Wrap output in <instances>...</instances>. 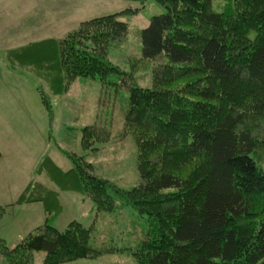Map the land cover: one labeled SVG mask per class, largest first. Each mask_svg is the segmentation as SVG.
Segmentation results:
<instances>
[{"label":"trees","instance_id":"1","mask_svg":"<svg viewBox=\"0 0 264 264\" xmlns=\"http://www.w3.org/2000/svg\"><path fill=\"white\" fill-rule=\"evenodd\" d=\"M152 1L165 13L140 31L139 59L150 66L146 86L134 81L138 68L108 60L128 39V25L116 14L13 55L24 62L9 67L37 70L30 74L59 97L76 79L99 81L102 96L105 88L130 83L121 95L123 127L136 136L139 154L138 185L128 190L97 178L89 166L74 161V170L61 172L45 160L39 173L46 165L56 190L35 178L17 200L41 203L45 220L12 249V264H34L37 253L45 256L40 264L110 253L91 248L97 241L107 245L92 226L73 221L58 231L48 223L59 212L58 193L84 195L95 216L114 215L118 205L117 213L128 207L144 219L138 245L118 250L129 251L136 264H264V0H228L219 12L214 0ZM36 91L50 121L44 89ZM98 127L82 128V139H109Z\"/></svg>","mask_w":264,"mask_h":264},{"label":"rangeland","instance_id":"2","mask_svg":"<svg viewBox=\"0 0 264 264\" xmlns=\"http://www.w3.org/2000/svg\"><path fill=\"white\" fill-rule=\"evenodd\" d=\"M227 1L214 0L213 9L223 10ZM0 4V207L5 209L0 217V264H12V249L45 220L41 203L17 205V200L35 178L48 189L56 190L50 183L46 165L39 173L45 160H50L61 172L74 170V161L81 169L89 166L97 178L116 189L128 190L138 185L135 168L139 154L136 136L123 127L126 104L121 95L130 83L122 81L117 88H105L102 96L103 86L99 81L76 79L69 91L59 97L50 94L47 86L32 76L37 70L27 66L9 67V63L24 62L13 55L36 43L61 40L82 22L116 14L128 25V39L114 46L108 60L125 70L130 69L128 64L138 68L134 81L146 86L150 66L146 67L139 59L140 31L151 17L164 14L165 9L152 0L144 4L133 0H14L9 6L3 1ZM8 52L12 59L6 58ZM125 59L132 62L126 63ZM36 87L43 88L48 97L46 101L53 113L50 121ZM92 124L98 125L103 133L109 132L110 138L99 134V140L82 139L81 129ZM260 162L264 167V159ZM57 196L59 212L48 223L58 231H64L73 221L92 226L97 235L103 234L101 238L107 245L104 247L97 241L91 248L108 247L110 252L74 264H136L129 251L118 250L138 245L146 230L144 219L136 220L128 207L117 213L118 205L114 206V215L95 216V207L84 195L58 193ZM129 230L132 235L126 240ZM44 257L43 253H37L34 264H40Z\"/></svg>","mask_w":264,"mask_h":264},{"label":"crops","instance_id":"3","mask_svg":"<svg viewBox=\"0 0 264 264\" xmlns=\"http://www.w3.org/2000/svg\"><path fill=\"white\" fill-rule=\"evenodd\" d=\"M0 1H3L5 6H9L10 4L14 3V0H0ZM31 30H32V33H31V39H32L33 38V35H34V32H33V29H31ZM27 39H28V36H27ZM19 40H21V38Z\"/></svg>","mask_w":264,"mask_h":264}]
</instances>
